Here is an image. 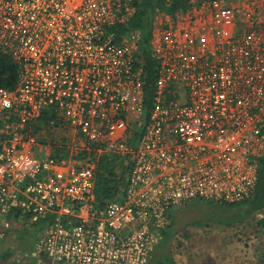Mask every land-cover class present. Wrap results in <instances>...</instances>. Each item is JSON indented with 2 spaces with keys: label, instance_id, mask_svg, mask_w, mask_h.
Segmentation results:
<instances>
[{
  "label": "built area",
  "instance_id": "built-area-1",
  "mask_svg": "<svg viewBox=\"0 0 264 264\" xmlns=\"http://www.w3.org/2000/svg\"><path fill=\"white\" fill-rule=\"evenodd\" d=\"M182 1L175 19L155 17L145 115L132 0H0V54L18 66L15 88H0V216L37 226L42 264H148L174 210L253 194L264 0ZM112 156L126 186L98 207Z\"/></svg>",
  "mask_w": 264,
  "mask_h": 264
},
{
  "label": "rangeland",
  "instance_id": "rangeland-1",
  "mask_svg": "<svg viewBox=\"0 0 264 264\" xmlns=\"http://www.w3.org/2000/svg\"><path fill=\"white\" fill-rule=\"evenodd\" d=\"M239 1L226 0L229 5ZM58 136L66 137L65 134ZM111 158L116 177L124 179L128 174L125 166L118 158ZM199 203L172 212V237L164 246H160L162 240L157 244L148 264H156L157 259L163 262L165 258L168 261L163 264H169V260L173 264H264V227L258 225L264 219V212L226 227L221 221L235 218V211ZM31 227L25 217L0 216V264H42V255L32 256L37 233ZM8 250L13 254L4 261L2 255Z\"/></svg>",
  "mask_w": 264,
  "mask_h": 264
},
{
  "label": "trees",
  "instance_id": "trees-1",
  "mask_svg": "<svg viewBox=\"0 0 264 264\" xmlns=\"http://www.w3.org/2000/svg\"><path fill=\"white\" fill-rule=\"evenodd\" d=\"M135 9L133 18L129 24L130 29L136 30L141 34L139 43V57L142 63L144 73V86H143V103L145 115L150 110L151 101L153 99L155 82L157 79V61L151 55L149 49V42L155 22V17L158 13L169 15L175 19L177 15L183 14L187 6L182 0H132ZM18 80V66L8 56L0 54V88L6 90H13ZM58 154L59 152L56 151ZM121 163V162H120ZM122 167V165H120ZM115 163L113 158L103 157L99 161L96 183H95V196L97 206L102 207L105 203L113 200H120L123 190L126 186V177L118 179L115 175ZM128 170L129 168L125 167ZM204 203V202H203ZM217 205L221 209H228L235 211V218L223 219L222 225L230 227L235 224H240L252 219L254 215L264 212V155L258 162L256 172V183L253 194L239 203L235 204H219V203H204ZM261 226L264 227V219L259 221ZM37 226H33L37 233ZM172 224L169 228L162 232V242L160 246H164L172 237ZM21 238V237H20ZM21 241H24L21 239ZM13 254V251H7L2 255L4 261L8 260ZM165 258V257H164ZM168 261V258L163 261ZM160 259H157L156 264H163ZM169 264H173L169 260Z\"/></svg>",
  "mask_w": 264,
  "mask_h": 264
},
{
  "label": "crops",
  "instance_id": "crops-1",
  "mask_svg": "<svg viewBox=\"0 0 264 264\" xmlns=\"http://www.w3.org/2000/svg\"><path fill=\"white\" fill-rule=\"evenodd\" d=\"M46 152H49V151H46ZM53 152H51V154H52ZM48 154H50V152L48 153ZM47 155V154H46ZM195 203V202H194ZM200 204V203H199ZM190 205H192V203H189L188 205H186V206H184V207H182V208H180V209H184L185 207H187V206H190ZM173 223V219H172V215H171V224Z\"/></svg>",
  "mask_w": 264,
  "mask_h": 264
}]
</instances>
